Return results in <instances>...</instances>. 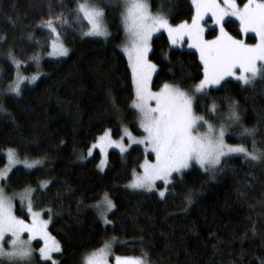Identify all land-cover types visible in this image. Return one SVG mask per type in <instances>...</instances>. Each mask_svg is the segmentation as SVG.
Masks as SVG:
<instances>
[{
  "label": "trees",
  "instance_id": "obj_1",
  "mask_svg": "<svg viewBox=\"0 0 264 264\" xmlns=\"http://www.w3.org/2000/svg\"><path fill=\"white\" fill-rule=\"evenodd\" d=\"M85 1L103 11L107 39L83 37L86 22L76 9ZM148 2L172 25L193 15L191 0ZM122 9V0H0V170L8 151L35 166L13 170L3 186L7 194L30 191L32 209L49 220L48 232L60 246L53 262L34 254L22 264H82L110 238L117 239L114 254L148 264H264V63L251 85L226 80L194 105L208 121L235 113L247 134L227 140L244 145L250 157H225L213 174L192 165L173 175L164 197L125 187L141 163L153 158L140 147L108 152L104 170L97 150L81 162L105 130L113 138L124 127L141 133L131 72L119 49ZM49 23L68 55L36 66L29 62L48 51L51 33L43 26ZM225 27L240 37L236 22ZM12 60L29 63L26 75L39 72L19 95L9 93L16 73ZM149 60L156 67L155 91L164 84L189 89L203 77L197 54L172 48L165 34L152 39ZM105 195L114 206L106 226L96 213ZM15 214L29 220L18 205Z\"/></svg>",
  "mask_w": 264,
  "mask_h": 264
},
{
  "label": "rangeland",
  "instance_id": "obj_2",
  "mask_svg": "<svg viewBox=\"0 0 264 264\" xmlns=\"http://www.w3.org/2000/svg\"><path fill=\"white\" fill-rule=\"evenodd\" d=\"M122 2L124 39L119 49L131 72L132 107L141 133L134 135L124 127L120 137L113 138L110 131L105 130L86 150L81 162L97 150L100 153L98 167L104 170L108 152L125 154L133 147H140L153 158L141 163L125 187L164 197L173 175L192 165L213 174L225 157H250L244 145L227 140L230 136L242 138L247 134L235 113L208 121L195 112L194 105L197 98L226 80L249 86L260 78L264 63V0H191L192 18L176 25L170 24L165 15L152 12L148 0ZM76 14L86 22L84 38L109 37L102 10L85 1L78 5ZM229 20L238 24L240 37L228 32L225 23ZM43 29L51 33V41L46 53L34 56L29 62L36 66L43 59L56 60L68 55L55 26L49 23ZM212 30L216 33L209 37ZM159 34L166 35L172 48L197 54L203 68L200 82L189 89L170 84H164L157 91L152 89L156 67L149 55L151 41ZM12 63L16 73L9 93L19 95L20 86L33 85L39 72L26 75L23 70L29 63L15 60ZM214 108L212 105L209 109L213 116ZM33 163L8 151L5 165L0 170V264L26 263L34 254L41 260L53 262V256L60 252L59 243L48 232L49 220L31 207L30 191L7 194L3 186L13 170H31L35 167ZM103 199L107 202L99 204L96 213L106 226L114 206L108 196L101 201ZM16 205L28 214V221L15 214ZM35 243L39 245L35 247ZM116 244V238L108 239L100 249L86 254L82 264H148L143 258L114 254Z\"/></svg>",
  "mask_w": 264,
  "mask_h": 264
}]
</instances>
